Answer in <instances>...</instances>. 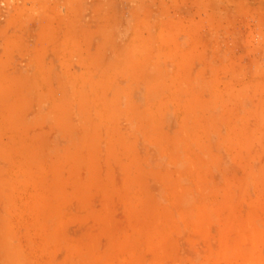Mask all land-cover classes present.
<instances>
[{"label": "rangeland", "instance_id": "obj_1", "mask_svg": "<svg viewBox=\"0 0 264 264\" xmlns=\"http://www.w3.org/2000/svg\"><path fill=\"white\" fill-rule=\"evenodd\" d=\"M246 46L264 58V0H0V78L23 80L0 83V158L27 157L41 187L6 194L17 180L0 178V236H12L0 249L27 264H85L71 241L86 232L104 235L117 264H261L264 229L247 225L260 215L239 196L264 165L232 161L238 129L212 126L228 99L214 101L207 79ZM123 166L140 168L139 202L156 210L72 226L74 192ZM27 204L34 222H23Z\"/></svg>", "mask_w": 264, "mask_h": 264}, {"label": "crops", "instance_id": "obj_2", "mask_svg": "<svg viewBox=\"0 0 264 264\" xmlns=\"http://www.w3.org/2000/svg\"><path fill=\"white\" fill-rule=\"evenodd\" d=\"M215 1V0H207ZM217 1V0H216ZM229 2L237 0H226ZM250 1V0H248ZM253 1V0H252ZM256 2H262L263 0H254ZM261 48H263L261 46ZM253 46H246L243 54L233 56L228 62L229 72L227 74H213L207 76V79L213 84L209 92L214 97V101H221L228 99L226 113H223L222 118H216L212 121V126H237L238 131L236 132V145L233 147L229 145L230 156L232 161L244 162L249 164H262L264 165V58L254 59L247 52L253 51ZM206 76H198L195 81H203ZM20 83L23 80H8L7 77L0 78V83ZM192 80L188 77L181 78V82L189 83ZM1 87V86H0ZM228 96V98H224ZM221 103V102H220ZM219 103V104H220ZM215 104V103H214ZM218 104V102H217ZM216 110H213V116L217 115ZM18 126H23L18 125ZM249 126V130H248ZM244 132V134H243ZM249 134V135H248ZM242 137V141L239 139ZM6 150V149H5ZM22 153L20 154V156ZM13 155L4 154L3 158H0V164H5L3 169H0V178L4 180H17L16 183L5 182L4 193L9 192V188H20L16 193L21 192L23 186L28 185L31 179L38 180L39 171L30 170L29 160L27 157H15ZM8 162V163H7ZM15 162L18 164V170L12 169L11 163ZM34 162V161H31ZM30 162V163H31ZM8 164V165H7ZM24 165V166H23ZM124 167V166H123ZM125 171L132 172V182L125 180ZM140 168L136 167L131 169H124L120 171V175L116 173L113 176V180H109V177L104 181L105 178L102 176L103 181H97L92 183L91 191H87L84 194L74 192L73 197L70 199L68 210L71 212L70 218L73 219L72 226H84V227H105L111 226L103 212H116L119 209H127L129 211H148L149 213L155 211L157 205L155 202L145 204L141 206L139 198L141 191H137V185L134 183L135 179L139 178ZM36 175V176H35ZM136 175V176H135ZM130 176V175H129ZM106 177V176H104ZM112 177V176H111ZM98 179V178H97ZM124 179V180H123ZM249 180L252 183L250 190L246 193H242L239 196L240 204H243L244 209L248 212H256L260 215L259 218L253 219L250 214L248 216L247 225L248 227H261L264 229V172L257 173L252 170V166L246 176L244 177V183L246 184ZM38 181L36 184V192L32 194L39 195L40 189L38 187ZM102 185L104 189H94L98 185ZM132 185L133 187L125 192L123 186ZM149 192V190H148ZM146 193V192H145ZM69 195L71 193H68ZM127 194V195H126ZM21 195V194H20ZM148 195V194H147ZM72 196V195H71ZM95 197L92 201L88 197ZM74 201V202H73ZM235 204V203H233ZM8 209V206L6 207ZM25 214L26 219L23 222L29 223L35 220L31 219L28 208L21 207ZM226 209V208H225ZM236 209V208H235ZM22 211V210H21ZM35 211L38 209L35 207ZM82 212V213H81ZM103 215V216H102ZM119 213L116 219L112 221H120ZM150 217V214H149ZM38 218V214H37ZM25 223V224H26ZM116 225V224H115ZM102 233V232H101ZM89 235V234H88ZM85 232L84 237L76 234L72 243L83 244L85 246L84 258L86 259L85 264H117L118 251L107 247L108 244L104 242V235H95L96 240L89 237ZM3 237V238H2ZM264 238V234L262 236ZM12 242V236L7 235L0 236V242ZM23 242V238L20 239ZM26 241V239H25ZM264 241V240H263ZM95 243V245H94ZM103 245H106L105 247ZM262 263L264 264V255H262ZM0 264H27L16 261L13 257L7 255V250L2 251L0 249Z\"/></svg>", "mask_w": 264, "mask_h": 264}]
</instances>
